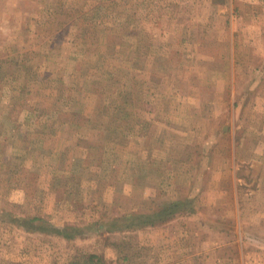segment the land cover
<instances>
[{
	"label": "rangeland",
	"instance_id": "1",
	"mask_svg": "<svg viewBox=\"0 0 264 264\" xmlns=\"http://www.w3.org/2000/svg\"><path fill=\"white\" fill-rule=\"evenodd\" d=\"M244 2L0 0V264H264L145 211L206 186L208 109L252 81Z\"/></svg>",
	"mask_w": 264,
	"mask_h": 264
},
{
	"label": "crops",
	"instance_id": "2",
	"mask_svg": "<svg viewBox=\"0 0 264 264\" xmlns=\"http://www.w3.org/2000/svg\"><path fill=\"white\" fill-rule=\"evenodd\" d=\"M247 5L244 2L239 7L238 15H249L252 22L246 21L240 30L256 47V55L249 59L250 56L245 55L246 50L242 57L235 56L234 46L243 44L244 47L245 40L236 41L233 38L229 43L232 47L229 62H250L249 73H240L239 79L247 77L252 81L241 92L232 91L235 96L230 100V106L219 107L227 112H215L217 107L214 106L208 109L212 118L206 121L211 120L212 126L214 120L222 115L224 122L217 141L214 140L215 136H211L201 142L206 149L203 151L206 156L200 157L208 169L206 186L199 187L200 182L189 183L186 187L194 193L184 200L177 197L175 200L160 201L156 207L154 205L145 210L154 211L183 203L188 208V214L186 216L172 210V219L167 224L178 223L179 226L169 234L173 233L180 240L188 236L197 240L222 239L224 246L237 241L241 257L248 252L264 253V0H250ZM235 75L233 71L232 75L226 77L235 78ZM215 141L216 144L218 141L221 143L216 149L213 148ZM248 242L255 247L251 248ZM220 249L222 251L224 247L219 246L217 250Z\"/></svg>",
	"mask_w": 264,
	"mask_h": 264
},
{
	"label": "trees",
	"instance_id": "3",
	"mask_svg": "<svg viewBox=\"0 0 264 264\" xmlns=\"http://www.w3.org/2000/svg\"><path fill=\"white\" fill-rule=\"evenodd\" d=\"M171 205H173V204H171ZM173 206H174V205H173ZM148 216H149V214H139L138 217H148ZM39 218H40V217H34L32 221L39 220Z\"/></svg>",
	"mask_w": 264,
	"mask_h": 264
},
{
	"label": "built area",
	"instance_id": "4",
	"mask_svg": "<svg viewBox=\"0 0 264 264\" xmlns=\"http://www.w3.org/2000/svg\"><path fill=\"white\" fill-rule=\"evenodd\" d=\"M92 264H103V263L93 262ZM107 264H116V263H107Z\"/></svg>",
	"mask_w": 264,
	"mask_h": 264
}]
</instances>
